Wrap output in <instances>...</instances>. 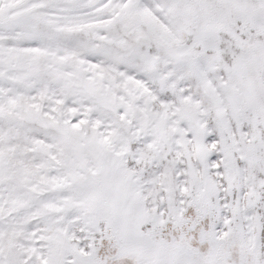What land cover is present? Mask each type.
Masks as SVG:
<instances>
[{"label":"snow or ice","instance_id":"obj_1","mask_svg":"<svg viewBox=\"0 0 264 264\" xmlns=\"http://www.w3.org/2000/svg\"><path fill=\"white\" fill-rule=\"evenodd\" d=\"M0 264H264V0H0Z\"/></svg>","mask_w":264,"mask_h":264}]
</instances>
